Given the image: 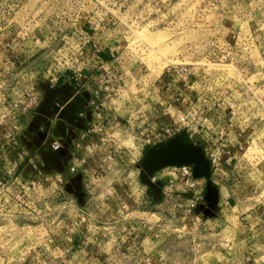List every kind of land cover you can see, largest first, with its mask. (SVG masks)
<instances>
[{"label":"rangeland","instance_id":"374dc122","mask_svg":"<svg viewBox=\"0 0 264 264\" xmlns=\"http://www.w3.org/2000/svg\"><path fill=\"white\" fill-rule=\"evenodd\" d=\"M94 27L116 36L114 64H131L127 90L120 87L106 105L137 104L135 90L147 94L151 81L174 67L178 114L240 130L242 148L222 171L238 178V161L245 165L248 176L241 173L244 181L231 187L248 197L242 209L264 201V184L255 183L264 177V0H0V264H264L259 220L237 219L229 197L212 216L187 211L172 165L154 170V182L164 181L150 196L139 160L152 143L140 148L133 127L143 124L132 116L130 124L125 114L112 128L97 124L83 134L85 174L73 191L55 172L40 170L33 144L37 155L28 154V132H38L44 150L55 139L53 121L31 131L25 123L44 89L47 118L61 108L69 113L72 103L48 94L50 87L74 80L78 70L83 78L91 73L83 57ZM216 171L211 178L222 185Z\"/></svg>","mask_w":264,"mask_h":264},{"label":"built area","instance_id":"2783aa9c","mask_svg":"<svg viewBox=\"0 0 264 264\" xmlns=\"http://www.w3.org/2000/svg\"><path fill=\"white\" fill-rule=\"evenodd\" d=\"M86 50V49H85ZM92 50V49H91ZM86 55L83 58L88 57L89 54H91V51L87 53V50L85 51ZM78 53H81V50L78 51ZM87 59V58H86ZM78 69V68H76ZM180 72H183L185 70V67H179L178 68ZM85 70H87L85 68ZM83 71V70H82ZM81 71V72H82ZM162 72L165 75V81L162 84V87L170 89V92L166 96H161L160 90L151 89V95L149 93L145 94V98L149 102L146 104V107H142L141 110H137L135 114L137 115V118L141 121V125H135L133 129H135L134 134H137V139L139 138L140 141V148L143 149L144 146H147L148 143H155L162 139H167L171 135L183 132L186 136L187 140L195 143L198 142L201 150L204 152V155L206 156V159L209 162V169H210V175L211 173L215 172L217 176L224 175L225 170L222 171L223 164H229L232 158L235 157L234 151L240 150L242 148L240 136L242 133L237 128L231 127L230 123L220 120V126L217 129H214L213 126H203L202 123H198L193 120V118L188 119L185 114H178L179 107H174L175 100L180 95L181 89L176 88L175 83V77L177 74V70L172 66H169L165 68ZM87 73V71H84ZM103 73V71H102ZM185 72H183L184 74ZM83 76H86L84 74L80 73V70L75 73V76L73 77V81H77L74 83L75 85H80L84 80L90 79L93 83H95V86L92 90V95L85 104V107H88L90 112V117L92 118V123L87 124L85 121H81L80 124L76 125L79 129V133L77 137L73 139V142L69 148L70 154L68 159L66 160V163L64 166H62L59 170L55 172V176H58V182L64 184V180L69 179L73 176H78L80 179L82 178L83 174H85V168H84V162H85V155H80L78 151L83 146H80V138L83 137V134L86 132L95 131V125H101L103 127H113L116 125H113V122L107 118V116L104 113V108L102 106L103 101H109L115 96V94L119 90V84H113L110 85L109 82L104 81L106 79V76L103 75V79L99 85L96 84L97 77L93 75L91 72L87 78H83ZM100 76H98L99 78ZM80 79V80H78ZM79 83V84H78ZM185 83V82H183ZM175 89V90H173ZM154 90V91H153ZM140 91V89L135 90L136 93ZM159 92V93H158ZM143 95V94H142ZM152 95H159L161 97L160 101H158V96L152 97ZM40 97V96H39ZM150 97V99H149ZM151 97L153 101H151ZM144 98V99H145ZM39 99V98H38ZM136 101V99H135ZM40 104V103H39ZM37 106V110L34 112L35 116H38V114H42V110L39 109V105ZM84 105L79 107L77 106L74 111L75 118L77 117H83L84 115ZM146 108V109H145ZM148 110V111H146ZM98 117V119H97ZM151 120V121H150ZM41 121H37V124L35 127H38L40 125ZM72 123H69L67 129L70 128V125ZM217 124V123H216ZM199 125V126H198ZM218 126V125H217ZM64 134V133H63ZM63 134L61 136L55 137V139L50 143L48 150H52L55 152L59 146H61L60 139L63 137ZM103 136L104 140L110 139V134L106 133ZM41 140V139H40ZM132 141V139H131ZM42 143H39L38 146L34 144V147L36 150L42 148ZM85 148V147H84ZM43 149V148H42ZM36 153V152H35ZM56 153V152H55ZM19 155V152L17 153ZM31 155V152L29 153ZM224 154V155H223ZM26 157V156H24ZM110 153L109 150H107V154L99 158V166H104L103 162L104 160H109ZM22 161H25L24 158H21ZM30 157L28 160L29 161ZM50 160V159H48ZM106 160V161H107ZM31 161V160H30ZM108 162V161H107ZM20 163V162H19ZM26 163V162H21ZM15 164V163H14ZM18 164V163H17ZM108 166V165H107ZM171 168L175 172L174 180H177V183L179 186H181V189H176L178 193L184 194L185 196V205L187 208V211L193 212L200 211L201 207L199 206V209H196V205L201 204L202 196H203V188L205 186L206 179L204 177H194L192 175V168L188 164L183 165H172ZM212 170V172H211ZM219 171H222L221 174ZM17 171L14 174V177H16ZM82 175V176H81ZM155 176L154 173L150 176L151 180H154ZM209 180L210 177H209ZM167 182L169 184L173 185L172 180L168 178ZM183 187V188H182Z\"/></svg>","mask_w":264,"mask_h":264},{"label":"crops","instance_id":"0c3cea01","mask_svg":"<svg viewBox=\"0 0 264 264\" xmlns=\"http://www.w3.org/2000/svg\"><path fill=\"white\" fill-rule=\"evenodd\" d=\"M93 28V27H92ZM99 29V30H98ZM89 32H91V34H89V41L87 43V47L93 46L92 50H91V54L89 55V59L86 60V69L85 71H90L93 73L94 76L97 77V82L96 84L99 85L102 81V79L104 78V76H106V79L104 81L109 82L110 85L113 84H119V87H123L125 86L127 81L129 80V71L130 70V65L131 64H127L125 67H121L119 64H114V62H117V58L119 56V54L117 53V49L119 47V43L117 41V38L115 35L113 34H104L103 30H101V28L99 27H94V31L89 30ZM88 49V48H87ZM82 71V70H80ZM103 71V73H102ZM98 76H100L98 78ZM62 79V78H61ZM80 80V79H78ZM165 81V77H163V79H159V78H154L150 85L151 88L149 90H147V93H149V95H151V89H156V90H160V94L161 96H166L168 94V92H170V89L162 87V84ZM74 83H76L75 81H73ZM74 83H72V81H70L69 79H62V81H60L59 83L55 84L53 87H50V90L53 92V94L49 93L50 95L56 97L57 95H63V97H65V100H67V103L74 105V104H82L84 105V116L83 117H77L75 118V116L72 114V118L70 121L73 122V119L75 118V120L77 121H85L87 124L92 123V118L90 117V112L88 107H85V104L87 103V101L89 100V98L92 95V90L93 87L95 86V83L92 82V80L90 81V79H86L84 80L82 83H80V85H75ZM79 84V83H78ZM120 89V88H119ZM127 88L123 87L122 91H126ZM175 90V89H173ZM143 90L140 89V91H138L136 93V103L135 105H132V103H126L125 105L123 104V106H114L115 110L110 106L106 105L107 101H103L102 106L104 108V113L107 116V118L109 120H111L113 122V125H117L118 121H116L117 119L122 118V116H125V114H127V118H125L124 120L129 123L132 122V120L129 119L130 116H132L133 120H135L136 123H138L137 120V115L135 114V112H133L134 110H136L137 108L141 107H146L149 102L147 101V99L144 97L145 94L142 92ZM154 91V90H153ZM142 94H144L142 96ZM49 95V96H50ZM159 97L158 101H160L161 97L159 95H152V97ZM151 97V101H153ZM145 98V99H144ZM40 99V97H39ZM49 99V98H48ZM150 99V97H149ZM62 101V100H61ZM42 102V100L40 99L39 103ZM56 102V101H55ZM63 102V101H62ZM121 107V108H120ZM127 107H130L131 111H127L124 110ZM176 108V106H174ZM57 108V107H56ZM147 108V107H146ZM145 108V109H146ZM63 108H61L60 110L57 109L55 111V114L53 115V118H50V122L54 121L58 112H60ZM117 109V110H116ZM64 111V110H63ZM148 111V110H146ZM67 114V113L64 112ZM133 113L135 115H133ZM89 114V115H87ZM29 119L30 116H28V120L25 121V123H29ZM151 121V120H150ZM135 123V124H136ZM130 124V123H129ZM30 131L33 130L36 127H32L29 126L27 127ZM132 128V127H131ZM64 131V130H63ZM38 134V132H37ZM37 134L35 136H33V134H31V132H28L25 136L24 142L23 144L27 146V148L29 149V151L32 153L31 156L37 155V153H33L32 148L34 145V141H37L38 138L40 136H37ZM41 139V137H40ZM34 142V143H33ZM43 142V141H42ZM33 144V145H32ZM203 152V151H202ZM16 153H18L16 151ZM204 154V152H203ZM57 156H59L58 153H56ZM224 155V154H223ZM235 155V152H234ZM205 156V155H204ZM206 158V156H205ZM37 160H38V165L40 167V170H42L43 172L47 171H52V172H56L57 170H59L62 165H61V161L60 159H58V157L54 160H46L43 156H41L40 154L37 155ZM208 161V160H207ZM238 161V159H237ZM25 164V163H24ZM209 165V162H208ZM224 165V164H223ZM239 165V161H238V167L236 169V174L238 175V178L233 177V172H230V174H225L226 172H224V176H219V180L222 182V185H220L219 183L215 182L212 180V176L209 175L210 177V182L211 184H213L216 188V194L214 196V204L213 207H208L206 206L204 201H201L202 203V210L201 213L205 214L206 212H208V217L212 216L214 213L213 212L216 209V205L218 204V202L220 201V199L222 197H226L228 199L229 197V201H233V208H234V214L237 216V219L242 220V219H247L246 221H244L245 223L248 222V220H250L251 218H257L259 221L255 222V224L259 225V229H260V233L262 235V242H264V201L262 200H258V201H253L252 204L248 207V208H243L242 209V201L245 200L248 197H243L240 194H234L231 191L233 190V185H236V183L240 184V180L243 182L244 181V177L242 174L247 175L248 171H244V167ZM210 168V167H209ZM243 169V170H241ZM247 169V168H245ZM210 170V169H209ZM255 170H260L258 168H254V170H250L249 171H255ZM242 173V174H241ZM248 176V175H247ZM78 180L80 181V178L77 176ZM149 180L154 184V187L149 186L147 183H144L147 186V188L149 189V193L150 196L152 198H155L157 192L159 190V186L161 184V182H163L164 180L161 179L160 180H156L154 182V180H151L149 178ZM257 184H264V177H262V179H258L255 180ZM64 187L69 190V191H73L71 188H67V184L68 181L65 179L64 180ZM165 183H167V180L165 181ZM173 183V182H172ZM249 183V182H248ZM168 185V184H167ZM166 184H162L161 188L163 189L165 186H167ZM225 188V193L226 195L224 196V193H222L221 188ZM205 187V186H204ZM205 192V188L203 190V193ZM243 198V199H242ZM225 218L223 217L222 220H220L221 222L224 220ZM257 227V226H254ZM238 232V231H237ZM257 237H254L253 240H256ZM259 239V238H257Z\"/></svg>","mask_w":264,"mask_h":264},{"label":"water","instance_id":"95a60500","mask_svg":"<svg viewBox=\"0 0 264 264\" xmlns=\"http://www.w3.org/2000/svg\"><path fill=\"white\" fill-rule=\"evenodd\" d=\"M41 86L44 87L43 84ZM45 93L46 91L44 89L42 100H44L45 98ZM60 96L63 99L65 98L62 94ZM77 106L81 107L83 105L74 104L69 112L70 116H72V114L74 115V111ZM62 112L63 111L58 112L55 120L52 122L50 128V133L52 136H61L67 128L68 124L73 123L66 117V113L63 112L62 114ZM56 126L58 127L60 132L56 130ZM38 141L36 143V146L39 145ZM185 143H187L188 146H185ZM38 152L46 160H51L52 156H55L56 159L57 156L54 151L48 149L44 150L40 148L38 149ZM183 164H188L191 166L192 175L194 177H204L206 179L205 192L203 193L202 201L205 202L206 206L213 207L216 188L213 184H211L209 180L210 170L208 161L205 158L199 143H192L190 141L182 139L181 133H176L171 138H167L162 142L151 144L146 147L144 155L139 160V165L141 167L140 179L144 183H147L149 186L155 188L154 184L149 180L154 170L165 165L167 166ZM199 206L202 207V203L199 204Z\"/></svg>","mask_w":264,"mask_h":264},{"label":"flooded vegetation","instance_id":"af4514ba","mask_svg":"<svg viewBox=\"0 0 264 264\" xmlns=\"http://www.w3.org/2000/svg\"><path fill=\"white\" fill-rule=\"evenodd\" d=\"M51 98L52 97H50L49 99L51 100ZM39 105H40L39 109L42 110L43 113L38 114V116H35L33 113L29 119V123H28L29 126H35L37 124V121H41L40 123H44L47 119L50 121V118H47L46 117L47 114H45V113H47V107L45 106L46 105L45 101L43 100ZM80 123H81V121H77L74 118L73 123L70 125V128L64 131L63 137L59 138L61 146H59V148H57L55 150V152L60 155V157H61L60 161H61L62 166L65 165L66 160L69 157V154H70L69 148L73 142V139L75 137H77V135L79 133V129L77 128L76 125H78ZM82 123H83V121H82ZM67 181H68L67 188H71L73 190L74 184H77V182H78V178L75 175V176L67 179Z\"/></svg>","mask_w":264,"mask_h":264},{"label":"trees","instance_id":"16d2710c","mask_svg":"<svg viewBox=\"0 0 264 264\" xmlns=\"http://www.w3.org/2000/svg\"><path fill=\"white\" fill-rule=\"evenodd\" d=\"M180 133L184 136V139L187 140V138H186V136L184 135V133H183V132H180Z\"/></svg>","mask_w":264,"mask_h":264},{"label":"bare ground","instance_id":"6f19581e","mask_svg":"<svg viewBox=\"0 0 264 264\" xmlns=\"http://www.w3.org/2000/svg\"><path fill=\"white\" fill-rule=\"evenodd\" d=\"M184 145H185V146H188V144H187V143H185Z\"/></svg>","mask_w":264,"mask_h":264}]
</instances>
